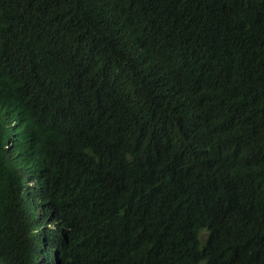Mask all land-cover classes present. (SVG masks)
<instances>
[{
	"label": "trees",
	"instance_id": "1",
	"mask_svg": "<svg viewBox=\"0 0 264 264\" xmlns=\"http://www.w3.org/2000/svg\"><path fill=\"white\" fill-rule=\"evenodd\" d=\"M264 264V0H0L4 264Z\"/></svg>",
	"mask_w": 264,
	"mask_h": 264
},
{
	"label": "clouds",
	"instance_id": "2",
	"mask_svg": "<svg viewBox=\"0 0 264 264\" xmlns=\"http://www.w3.org/2000/svg\"><path fill=\"white\" fill-rule=\"evenodd\" d=\"M26 259H27V264H28L29 263V261H28L29 260V254L27 255ZM0 264H4V261L2 259H0Z\"/></svg>",
	"mask_w": 264,
	"mask_h": 264
}]
</instances>
